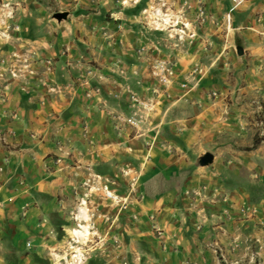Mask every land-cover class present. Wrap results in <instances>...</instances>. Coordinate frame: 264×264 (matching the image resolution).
Here are the masks:
<instances>
[{"label":"crops","instance_id":"0c3cea01","mask_svg":"<svg viewBox=\"0 0 264 264\" xmlns=\"http://www.w3.org/2000/svg\"><path fill=\"white\" fill-rule=\"evenodd\" d=\"M153 1L59 0V22L22 10L0 24V58L20 65L0 101V264H55L72 239L96 264H218L215 249L238 238L222 161L264 106V0H202L205 22L168 50L147 37ZM157 60L173 78L142 138L116 132L110 116L129 113L130 94L151 97Z\"/></svg>","mask_w":264,"mask_h":264},{"label":"rangeland","instance_id":"374dc122","mask_svg":"<svg viewBox=\"0 0 264 264\" xmlns=\"http://www.w3.org/2000/svg\"><path fill=\"white\" fill-rule=\"evenodd\" d=\"M132 1L134 2L135 0ZM160 3L161 1L154 0L153 4L145 7L149 13L145 17H147L149 28L151 29L147 37L153 41H158L162 49L168 50L177 41H182L185 37H188V30L183 33L179 31L180 25L181 23H192L193 16L188 19L186 15L184 19H179L175 17L178 15L177 13L171 14L170 10L165 11L167 7L163 4L160 5ZM57 4L59 5V0H0V24L5 19H10L7 22V25L10 26L11 19L16 18L17 20L22 10L32 12L31 18H37L38 24L40 20L44 23L45 20L50 18L53 19V22H57L58 20L55 18V15L52 14L51 16L49 14L59 9ZM35 8H43L44 13L42 12V15L36 14L34 16L33 13L35 11H31V9ZM20 18L24 21L28 19V15L20 16ZM61 18L59 21L65 18L64 15H61ZM0 34L1 38H3V32H0ZM20 50L25 51L26 49L22 46ZM19 66L13 64L11 61L4 60V58H0V91L2 88L3 90L5 89L8 79L19 77L15 73L20 72V70H16V67L18 68ZM8 67L14 70V76L8 73ZM247 118L249 129L247 127L244 142L241 143L239 140L235 144L230 143L227 151L231 158L222 161L223 167L227 165L226 169L222 168V180L229 189L228 192L223 194L237 197L242 201L240 219L243 221V226L238 230V238L234 237V240H231L225 248L218 247L215 249L218 264H264L263 104L258 102L256 107L252 106V112H248ZM254 138L262 142L257 148L252 149L251 145ZM236 188H238V191H236ZM102 192L104 197V191ZM152 230L155 231L153 228ZM76 242L73 239L69 241V252L66 253L67 255L62 253V258L60 261L57 258L55 264H96L95 260L88 258V249H82L81 245H78Z\"/></svg>","mask_w":264,"mask_h":264},{"label":"built area","instance_id":"2783aa9c","mask_svg":"<svg viewBox=\"0 0 264 264\" xmlns=\"http://www.w3.org/2000/svg\"><path fill=\"white\" fill-rule=\"evenodd\" d=\"M161 1V0H159ZM244 0H231L230 11L240 5ZM164 5V4H163ZM167 10V9H165ZM190 10V6L188 0H184L183 8L178 11V15L175 16L179 19H184L186 15H188ZM166 15V14H164ZM207 19V14L205 11L204 4L202 0H196L194 16L192 18V23H181L180 32H184L188 30V37H192L195 33V29L200 27L205 20ZM140 49L137 52H141ZM8 73L11 76H14V70L12 68H7ZM89 74V73H88ZM151 74L153 77V85L151 86L149 93V99H143L137 95L130 94L128 97V105L130 107V111L126 116L120 115H111L110 119L112 121V126L114 130L117 132L122 127H126L130 130L131 137L141 139L143 136L142 130L146 128L148 115L152 109L151 101L155 100L159 95H165L166 88L171 84L173 78V64L168 60H157L151 66ZM1 76V74H0ZM181 87H185L181 85ZM96 90V89H94ZM213 95V94H212ZM4 92L3 88L0 91V101H4ZM156 133V132H155ZM155 140V139H154ZM151 143H147L146 146L150 147ZM101 190L104 191V198L112 201L115 204L119 205L120 209H124L126 204L128 203L127 199H120L117 196H114L107 188V185H103ZM152 228L155 230L157 235H159L158 229L154 226Z\"/></svg>","mask_w":264,"mask_h":264},{"label":"water","instance_id":"95a60500","mask_svg":"<svg viewBox=\"0 0 264 264\" xmlns=\"http://www.w3.org/2000/svg\"><path fill=\"white\" fill-rule=\"evenodd\" d=\"M55 18L58 21L60 19H62L60 14H56L55 15ZM236 53L238 55H240L241 54V51L239 49H237L236 50ZM212 161H213V155L210 154V153H208V152H205V153H203L201 156H199L197 158L196 164H197L198 167H207V166L211 165Z\"/></svg>","mask_w":264,"mask_h":264},{"label":"trees","instance_id":"16d2710c","mask_svg":"<svg viewBox=\"0 0 264 264\" xmlns=\"http://www.w3.org/2000/svg\"><path fill=\"white\" fill-rule=\"evenodd\" d=\"M261 140H258L257 138H254L253 141H252V145H251V148H257L260 144H261Z\"/></svg>","mask_w":264,"mask_h":264},{"label":"bare ground","instance_id":"6f19581e","mask_svg":"<svg viewBox=\"0 0 264 264\" xmlns=\"http://www.w3.org/2000/svg\"><path fill=\"white\" fill-rule=\"evenodd\" d=\"M80 233H81V231H80ZM86 233H87V232H86ZM86 233L83 235V237H85ZM76 234H78V233H76ZM80 235H81V234H80ZM80 235H78V236H80Z\"/></svg>","mask_w":264,"mask_h":264}]
</instances>
